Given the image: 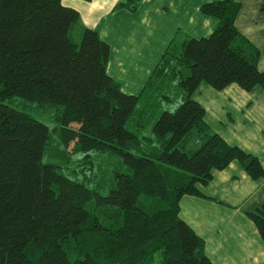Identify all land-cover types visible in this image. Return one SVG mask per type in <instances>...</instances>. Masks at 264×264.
<instances>
[{"label":"trees","instance_id":"obj_1","mask_svg":"<svg viewBox=\"0 0 264 264\" xmlns=\"http://www.w3.org/2000/svg\"><path fill=\"white\" fill-rule=\"evenodd\" d=\"M140 1L115 7L134 11ZM200 10L219 20L213 32L176 34L140 92L129 94L108 75L110 48L96 29L71 39L75 8L0 0V264H214L180 217V199L206 197L201 188L233 160L251 178L264 167L211 130L193 94L201 83L264 87V70L260 49L235 25L237 0ZM15 98L35 111L61 107L58 163L42 161L49 129L7 103ZM176 101L173 111L165 106ZM191 129L199 145L188 153ZM108 154L124 168L103 173L113 187L100 193L86 181L94 159ZM248 215L264 241V202Z\"/></svg>","mask_w":264,"mask_h":264},{"label":"crops","instance_id":"obj_2","mask_svg":"<svg viewBox=\"0 0 264 264\" xmlns=\"http://www.w3.org/2000/svg\"><path fill=\"white\" fill-rule=\"evenodd\" d=\"M118 1L61 0L79 14L69 30L70 37H74L72 40L78 43L85 28L96 29L110 48L106 65L108 75L129 94L140 92L176 34L206 37L219 24L217 18L200 10L203 3L214 0H141L134 11L116 8ZM237 2L239 11L235 25L260 49L259 69L264 70V0ZM202 84L205 83H201L198 89ZM205 85L202 89L204 95L196 99L206 110L205 122L213 124V117L219 118L220 122L229 119L231 123L233 120L234 128L228 133H217L228 143L258 157L259 154L244 143L250 136L246 128L240 126L244 123H238V119L243 115L244 121L245 118L257 120L258 111L261 109L264 113V104L259 109L256 100L257 95L263 96L260 94L264 87L256 86L245 91L237 85L222 90ZM250 96L256 101L254 107V99L251 100ZM246 101L245 108L252 109L253 115L246 112L230 114L234 111L233 106L242 108ZM250 179L240 162L233 160L226 168L215 170L212 180L201 188L206 197L184 195L180 199V217L204 239L205 253L214 264L264 262V241L248 215L264 201V178L255 182Z\"/></svg>","mask_w":264,"mask_h":264},{"label":"rangeland","instance_id":"obj_3","mask_svg":"<svg viewBox=\"0 0 264 264\" xmlns=\"http://www.w3.org/2000/svg\"><path fill=\"white\" fill-rule=\"evenodd\" d=\"M71 39H74L73 36H71ZM148 79V78H147ZM147 81V80H146ZM207 85L202 84L200 89H198L197 91L194 92L193 97L195 99H199V96H203L204 92H203V87H206ZM143 88V87H142ZM263 88V87H262ZM139 93V92H138ZM263 96H258L257 95V102H258V108L260 109V105L264 104V92L262 91V93L260 95ZM251 100H253V97H249ZM254 105L256 104L255 99L253 100ZM8 104L14 106V107H18L21 109L27 108L28 111L33 115V117H35L36 119H39L40 121H42L43 123H45L49 129V139H48V143L46 146V149L43 153L42 156V161L43 162H54V163H58L59 162V153L56 147V144L58 142V136H57V132L59 130V123L56 119L57 114L60 113L61 107L59 108H50L47 109L46 111H35L32 110L28 107H24L22 106L24 103H26V100H24L23 98H15L13 101H8ZM180 102L176 101V103H169L165 106H170L171 107V111L175 110L178 106ZM247 106V101L244 104V106H242V108H239L238 106H233L234 111H231L230 114L235 115L236 113H245L246 114H252V109L246 110ZM252 107V108H253ZM243 122L244 125H240L241 127H245L246 130L249 132V136L250 138H248L246 140V142H244L248 148H250L251 150H253L256 154H259V158L262 161V163H264V113L262 112V110L260 109L258 111L257 114V120H247L245 118H243V115L239 117L238 119V123ZM213 124H210L209 127L211 128L212 131L215 132H225L228 133L230 131L231 128H234V121L229 119H225L223 122H220L219 118L213 117ZM236 123V121H235ZM72 127H76V124L72 125ZM220 132V133H221ZM222 134V133H221ZM72 143L69 144L68 149H70ZM199 145V137L196 134V129H191V131L189 132L187 139H186V148L185 150L188 153H191L195 148H197ZM124 168V165L119 161V159H117L115 156L108 154L105 155L101 158H95L94 159V172L96 173V175L89 181H86L89 185L95 186V188H97L98 192L100 193H106L111 187H113V184L111 185V183L109 181H107V177L105 178V175L103 174L104 172L108 171V170H115V171H122ZM73 179L78 180V181H83L81 176H72ZM103 178H105L104 182ZM251 178V177H250ZM264 178L260 177V178H251L250 180L252 182H255L254 180H258ZM212 180V179H211ZM210 180V181H211ZM209 181V182H210ZM109 182V186L104 189L105 184ZM142 197L140 196V199ZM264 202V201H263Z\"/></svg>","mask_w":264,"mask_h":264}]
</instances>
